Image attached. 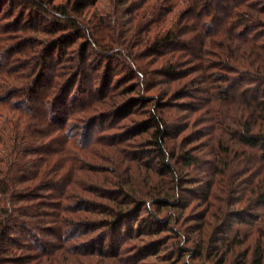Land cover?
Wrapping results in <instances>:
<instances>
[{
    "label": "trees",
    "instance_id": "obj_1",
    "mask_svg": "<svg viewBox=\"0 0 264 264\" xmlns=\"http://www.w3.org/2000/svg\"><path fill=\"white\" fill-rule=\"evenodd\" d=\"M97 145L160 179L108 176ZM191 200L257 233L238 264H264V0H0V264H141L157 242L128 243ZM202 228L183 264H223Z\"/></svg>",
    "mask_w": 264,
    "mask_h": 264
},
{
    "label": "rangeland",
    "instance_id": "obj_2",
    "mask_svg": "<svg viewBox=\"0 0 264 264\" xmlns=\"http://www.w3.org/2000/svg\"><path fill=\"white\" fill-rule=\"evenodd\" d=\"M71 47L69 48V51L71 52V55H73V51H71ZM68 51V52H69ZM91 56L94 58L96 53L92 51ZM108 58H105L101 55L95 57L93 60H91L90 65L92 68H99L98 70V78L102 81L105 80L104 76H108V71H110L109 68H111L112 74H111V84H116L118 82L119 89H122L126 84H129L132 82V79H128L131 75V73L128 74L127 69L125 68L122 63L110 59V62H105ZM106 64H109V67H107L109 70H106ZM155 64V63H154ZM101 65V66H100ZM102 76V77H101ZM97 78V79H98ZM126 78V79H125ZM124 79L126 81H124ZM125 82V83H124ZM184 102H197L195 99H183ZM92 113V112H91ZM91 113H86L84 115H81L83 117H87ZM196 114V113H195ZM193 114V116H195ZM145 115H133L132 120L127 119L129 122H125L126 124H130L133 122V119L137 120H143L145 118ZM203 117L206 119V116L203 115ZM208 118V116H207ZM101 119L97 121V125L101 124ZM99 127V126H98ZM117 128L108 129L101 133L100 138L101 140L107 141L106 138L108 134L116 132ZM102 136V137H101ZM143 137H136L134 139H129L128 142L130 144H135V142H139L140 140L143 141ZM106 145H110L107 143ZM99 149L100 156H95L96 159V165L97 166H103L105 164H108L109 166L107 173L108 176H111L113 178H117L118 175L116 173H119L120 175L124 176L126 175L128 179L131 180L132 183H134L137 186H143L144 179L146 177H153V180L155 178V181L159 180L160 177L156 174L154 175L152 173V169H148L144 167L143 165L137 164L135 161L127 160L131 157L125 153L122 152V155H120V152L115 149L114 147H109L105 145H97ZM179 151V150H178ZM124 158H122V157ZM146 158V157H145ZM109 160V161H107ZM140 161V159L138 160ZM137 161V162H138ZM151 165H155L153 162ZM102 174V172H100ZM128 174V175H127ZM119 175V176H120ZM84 196L86 194L82 192ZM89 196V195H88ZM187 196V194L185 195ZM188 200H190V197L187 196ZM196 201H189L188 206L183 209H176L173 210V214L175 216L172 219H168L169 224L168 226H171V230L167 229L169 227H165L160 232L159 226L157 227V230H159L158 234L155 236H148L143 235V233L140 232V235L138 234L135 236L136 238L134 241H130L128 243V250H132L133 248L140 246V248H143L144 246L153 243V246L156 248L154 249L155 255L150 256L147 258V261L142 262L141 264H183V262H188L191 260L190 256V250L194 247V239L197 237L199 225L201 224V227L203 225V233H202V239H203V246H206L209 243L212 242V244H215L214 241L217 240V238H221V240L228 246L227 253L225 254V262L223 264H238L240 262V259H238V256L247 248L249 243H253V241L257 237V233L253 235H249L246 239L244 238V227H241L240 225L235 224L237 221H231L234 225L231 227L233 231H226L221 235L222 228L216 226V224L219 222V218H221V214L218 212L213 213V208L205 209V204H202L200 202ZM145 210L143 209L141 212V215L143 216V224L150 223L153 224L150 218L145 216ZM148 210V209H147ZM147 212V211H146ZM168 213V211L166 212ZM178 213V214H177ZM163 215V214H162ZM203 215V216H202ZM177 217V218H176ZM202 217V218H200ZM170 218V217H169ZM175 218L178 222L175 221ZM202 221L198 222L200 219ZM179 220H182L187 226L186 228L181 225V222ZM235 220V219H234ZM176 222V223H175ZM201 229V230H202ZM144 228L142 232H144ZM240 230V231H239ZM216 232V233H215ZM200 235V234H199ZM261 246L264 249V236H262ZM239 239V240H238ZM127 242V241H126ZM135 243V244H133ZM126 244V243H124ZM123 244V245H124ZM125 246V245H124ZM152 246V248H153ZM249 252L251 251L252 247L249 246ZM183 250V251H182ZM189 250V251H184ZM250 255V254H248ZM193 259V258H192Z\"/></svg>",
    "mask_w": 264,
    "mask_h": 264
}]
</instances>
